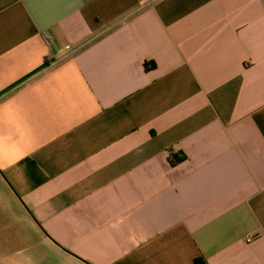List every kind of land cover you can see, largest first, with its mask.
Listing matches in <instances>:
<instances>
[{
	"label": "crops",
	"instance_id": "0c3cea01",
	"mask_svg": "<svg viewBox=\"0 0 264 264\" xmlns=\"http://www.w3.org/2000/svg\"><path fill=\"white\" fill-rule=\"evenodd\" d=\"M0 183V264H264V0H0Z\"/></svg>",
	"mask_w": 264,
	"mask_h": 264
},
{
	"label": "rangeland",
	"instance_id": "374dc122",
	"mask_svg": "<svg viewBox=\"0 0 264 264\" xmlns=\"http://www.w3.org/2000/svg\"><path fill=\"white\" fill-rule=\"evenodd\" d=\"M2 214H10L15 218L18 217V212L14 207L11 198L0 183V215Z\"/></svg>",
	"mask_w": 264,
	"mask_h": 264
},
{
	"label": "trees",
	"instance_id": "16d2710c",
	"mask_svg": "<svg viewBox=\"0 0 264 264\" xmlns=\"http://www.w3.org/2000/svg\"><path fill=\"white\" fill-rule=\"evenodd\" d=\"M153 66H154V62H152V67ZM145 67H146V69H148L149 65L146 64ZM184 159H185V155H182L181 157H177L174 155V156H172V158H170V162L172 165H174V164L182 162Z\"/></svg>",
	"mask_w": 264,
	"mask_h": 264
},
{
	"label": "built area",
	"instance_id": "2783aa9c",
	"mask_svg": "<svg viewBox=\"0 0 264 264\" xmlns=\"http://www.w3.org/2000/svg\"><path fill=\"white\" fill-rule=\"evenodd\" d=\"M247 241H248V242H251V241H252V238H248Z\"/></svg>",
	"mask_w": 264,
	"mask_h": 264
}]
</instances>
